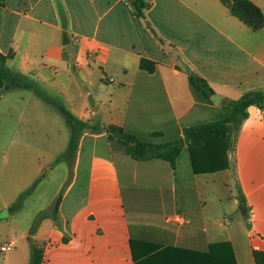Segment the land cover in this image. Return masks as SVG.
<instances>
[{
    "label": "crops",
    "instance_id": "crops-1",
    "mask_svg": "<svg viewBox=\"0 0 264 264\" xmlns=\"http://www.w3.org/2000/svg\"><path fill=\"white\" fill-rule=\"evenodd\" d=\"M249 1L264 14V0ZM0 54L12 75L100 128L81 133L67 177V163L55 161L68 134L44 144L49 108L21 102L18 119L29 127L13 132L0 212L40 179L0 220V247L13 244L0 264H28L29 236L41 264H204L200 255L219 243L231 246L236 264H255L253 251H264V109L249 106L237 129L228 123L216 152L183 131L264 90V27L253 31L221 0H0ZM141 60L149 63L141 68ZM188 72L219 103L198 102ZM104 126L182 146L173 166L137 160L112 148ZM50 180L46 198L37 190Z\"/></svg>",
    "mask_w": 264,
    "mask_h": 264
},
{
    "label": "trees",
    "instance_id": "trees-1",
    "mask_svg": "<svg viewBox=\"0 0 264 264\" xmlns=\"http://www.w3.org/2000/svg\"><path fill=\"white\" fill-rule=\"evenodd\" d=\"M228 8L231 15L238 18L253 31L264 27V14L262 11L249 0H221ZM254 19V20H253ZM6 57L0 54V97L5 93L14 90H30L36 93L41 102L54 107L64 119L69 127L71 134L67 150L55 163L65 161L71 165V159L77 147V141L81 133L85 130L97 131L100 128L89 126L88 124L77 120L64 106L43 93L36 84L26 76H14L5 66ZM149 62L141 60V68ZM189 86L195 99L203 104H212L211 96L214 92L201 77L192 72H188ZM256 106L264 109V90H255L244 93L240 99L228 102L223 108L226 116L218 121L191 126L183 131L184 138L187 142H203L211 151H217L223 147L222 140L226 135L227 124L238 118L237 124L233 126L237 129L246 118V110L249 106ZM106 134L114 150L119 149L123 153L137 159L146 160L151 158H161L168 161L172 166L175 157L180 152L182 140L175 142H157L156 134L146 138H137L126 133L123 129L115 126H104L101 128ZM216 158L210 157V166L216 164ZM40 179V178H39ZM37 180V182L39 181ZM19 195L17 201L0 212V220L17 211L23 200L30 195L36 183ZM61 196L55 200L54 211H57ZM32 235V233L30 234ZM29 245V263L41 264L42 248L34 240L28 237ZM199 258L204 264H236L233 251L228 243L211 244L206 254L200 255ZM255 264H264V251H253Z\"/></svg>",
    "mask_w": 264,
    "mask_h": 264
},
{
    "label": "rangeland",
    "instance_id": "rangeland-1",
    "mask_svg": "<svg viewBox=\"0 0 264 264\" xmlns=\"http://www.w3.org/2000/svg\"><path fill=\"white\" fill-rule=\"evenodd\" d=\"M0 100H2L0 101V203H1V200L3 201V199H6L7 195L9 194V184H10V180H12L13 177L11 176V165H10L11 154L9 149V145L11 144L10 143L11 139L13 138V132L18 129L26 130L29 127L25 121L21 122L18 119V114L21 108V102L25 100H40V99L33 91L14 90L5 93ZM46 106L50 110V114H49L50 134L46 139H44L45 141L43 143L44 144L49 143V146H51L53 142L61 140L64 132L68 134V142H69L71 131L64 122V119L54 107H52L51 105L50 106L46 105ZM238 120L239 119L236 118L232 121V123L237 124ZM38 134L39 136H41V130L38 131ZM36 138H37V132L35 131V135L33 138L35 139V143L37 140ZM38 142L42 143V140L40 139ZM67 168H68L67 174H69L67 177H69L71 173L69 165H67ZM49 170L50 169L47 168L45 169V172L48 173ZM56 173H58V171ZM50 181H46L41 185L39 184L37 193L38 194L43 193L45 194L46 198H50V196L54 194L53 192L54 181L53 180L51 182ZM63 191H64V186H62L59 193H57L54 196L55 200L62 195Z\"/></svg>",
    "mask_w": 264,
    "mask_h": 264
},
{
    "label": "built area",
    "instance_id": "built-area-1",
    "mask_svg": "<svg viewBox=\"0 0 264 264\" xmlns=\"http://www.w3.org/2000/svg\"><path fill=\"white\" fill-rule=\"evenodd\" d=\"M89 57H90V58H93L94 55L90 54ZM250 217H253V216L251 215ZM12 248H13V244H12V243H7V244H5L4 246H1V247H0V252H1V253H3V252H8V251L12 250Z\"/></svg>",
    "mask_w": 264,
    "mask_h": 264
},
{
    "label": "water",
    "instance_id": "water-1",
    "mask_svg": "<svg viewBox=\"0 0 264 264\" xmlns=\"http://www.w3.org/2000/svg\"><path fill=\"white\" fill-rule=\"evenodd\" d=\"M211 100H212L214 103L217 104V103H219L220 98H219V96H217V95L214 94V95L211 96ZM240 210H241L242 213H244V212H245V207H241Z\"/></svg>",
    "mask_w": 264,
    "mask_h": 264
}]
</instances>
